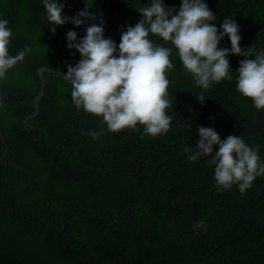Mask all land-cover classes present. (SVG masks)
<instances>
[{
	"label": "trees",
	"instance_id": "trees-1",
	"mask_svg": "<svg viewBox=\"0 0 264 264\" xmlns=\"http://www.w3.org/2000/svg\"><path fill=\"white\" fill-rule=\"evenodd\" d=\"M143 1L101 0L104 36L117 49L121 21L140 15ZM58 2L65 5L63 15L75 17L87 0ZM88 2L96 18L77 27L70 20L50 25L44 0H0V19L12 30L9 54L29 50L0 78V131L8 146V166L0 165V264H264V228L255 222L234 240L249 216L217 186L212 156L191 159L199 127L213 128L225 139L236 126L253 121L257 109L237 89L236 70L247 57L230 54L232 79L204 89L171 42L150 34L154 45L172 48L174 65L166 72L173 120L167 133L155 137L140 124L108 131L101 116L76 108L70 81L48 72L38 113L23 122L40 91L38 68L67 72L81 59L67 46L66 34L74 30L80 40L87 27L99 25L95 0ZM204 2L216 16L210 23L223 31L225 18L232 17L241 47L264 51V0ZM164 3L178 13L182 0ZM139 21L126 22L125 30ZM219 47L230 49V38L224 36ZM90 132L103 134L93 139ZM243 140L259 146L264 163V125ZM59 144L62 149L55 150ZM216 150L219 145L213 155ZM6 176L14 177L6 182ZM230 188L264 222V176L245 192L236 183ZM200 221L205 228L194 227Z\"/></svg>",
	"mask_w": 264,
	"mask_h": 264
},
{
	"label": "clouds",
	"instance_id": "clouds-1",
	"mask_svg": "<svg viewBox=\"0 0 264 264\" xmlns=\"http://www.w3.org/2000/svg\"><path fill=\"white\" fill-rule=\"evenodd\" d=\"M50 25H63L69 20L77 27L88 19H95L87 0L86 8L75 17L63 15L65 5L58 0H44ZM141 19L129 25L122 33L118 45L105 38L104 28L97 24L87 27L86 35L78 40L77 32L69 30L67 46L75 48L81 59L68 65L64 79L72 85L71 97L77 109L101 116L107 130L119 132L125 128L136 129L140 124L146 135L167 133L173 117L167 112L171 105L168 88L170 81L166 72L174 67L170 56L172 48L156 46L148 38L150 34L161 37L178 51L183 67L190 73L197 86L208 89L213 82L231 80L229 55L247 57L240 60L236 70L237 89L253 101L258 110H264V51L255 45L243 49L240 45L239 25L232 17H226L220 31L216 16L204 0H182L178 13L168 8L164 0H151L149 6L139 8ZM8 20L0 19V78L18 62L23 61L28 49L17 55L9 54L12 30ZM51 31L56 32L52 27ZM224 36H228L231 48H220ZM117 50L119 52L116 55ZM255 54V58H251ZM200 102L205 99L197 97ZM200 139L193 161L200 156H212L216 183L230 188L236 183L241 192L252 187L253 181L264 176V163H260L259 146L253 148L242 137L229 135L221 139L210 127H199ZM93 139L103 133L90 132ZM219 145V150H213ZM185 152L192 150L185 147ZM205 228L203 221L194 225Z\"/></svg>",
	"mask_w": 264,
	"mask_h": 264
},
{
	"label": "water",
	"instance_id": "water-1",
	"mask_svg": "<svg viewBox=\"0 0 264 264\" xmlns=\"http://www.w3.org/2000/svg\"><path fill=\"white\" fill-rule=\"evenodd\" d=\"M148 1L149 0H144L143 1V6L147 7L148 6ZM95 7H96L97 13L99 15V20H100L99 26L103 27L104 23H105V17H104L103 11L101 9V0H95ZM142 18H143V16H142V14H140L138 16H132V17H127V18L123 19L121 21L120 25H119L121 33L126 31L125 28H124V25H125L126 22H128V21H138V20H141ZM118 54H119V52H118ZM43 72L54 73V74H58V75H62V76L67 74V72H62V71H59V70H56V69H51V68H48V67H39L38 68L37 73H38V76H39V79H40V91H39L38 95L33 98L34 112L23 119V122L25 124H26L28 118H31V117L35 116L38 113V101L40 100V98L42 96L43 88H44ZM263 125H264V110H258L257 109L253 121L250 122V123H247V124L236 126L234 132L232 133V135H237V136H240L242 138L245 137V136H248V135H258L259 132H260V129L262 128ZM0 141L4 145V152L0 155V165L1 166H8V164H6L4 162V158H5V156H6L7 152H8V147H7V144L5 142V139H4L1 131H0ZM63 141H66V139H64ZM61 149H62L61 144H59L57 147H55V150H61ZM13 167L15 168V166H13ZM21 170L23 172L29 174L26 170H23V169H21ZM211 172H212L213 178H214V180L216 182L215 173H214V166L213 165H211ZM7 180H8V178H5L6 182H8ZM29 180H30V175H29ZM28 183L29 182H27L24 186H22V188L28 187ZM217 186L221 190H223L228 195V197L232 200V202L235 205H237L242 211H244L250 218V222H249L248 226L240 234L235 236L233 238L234 240L237 239L238 237H241L244 234L248 233L250 228L252 227V225L255 222L258 223L259 225H261L264 228V222L261 221V219L257 216L256 212L253 211L251 208H249L236 195V193L231 188H224L222 186H219L218 184H217Z\"/></svg>",
	"mask_w": 264,
	"mask_h": 264
},
{
	"label": "flooded vegetation",
	"instance_id": "flooded-vegetation-1",
	"mask_svg": "<svg viewBox=\"0 0 264 264\" xmlns=\"http://www.w3.org/2000/svg\"><path fill=\"white\" fill-rule=\"evenodd\" d=\"M14 176H6V178H8V180H12L11 178H13Z\"/></svg>",
	"mask_w": 264,
	"mask_h": 264
},
{
	"label": "bare ground",
	"instance_id": "bare-ground-1",
	"mask_svg": "<svg viewBox=\"0 0 264 264\" xmlns=\"http://www.w3.org/2000/svg\"><path fill=\"white\" fill-rule=\"evenodd\" d=\"M8 147V146H7Z\"/></svg>",
	"mask_w": 264,
	"mask_h": 264
}]
</instances>
